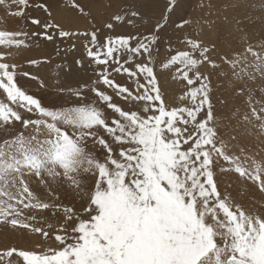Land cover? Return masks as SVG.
<instances>
[{"label": "snow or ice", "instance_id": "6c2138e0", "mask_svg": "<svg viewBox=\"0 0 264 264\" xmlns=\"http://www.w3.org/2000/svg\"><path fill=\"white\" fill-rule=\"evenodd\" d=\"M70 3L88 15L75 0ZM175 4L169 0L167 11ZM28 7L46 16L29 17ZM0 8L38 29L31 34L0 30V131L16 133L0 140V225L24 243L32 242L31 247L0 249V264H264V203L245 207L218 190L217 173L234 172L264 193V160L243 147L239 155L229 154V144L219 135L222 121L212 110L210 81L199 71L204 63L218 67L210 47L189 38L184 40L188 50L161 62L163 71L175 66L172 79L188 86L179 100L191 105L168 107L152 65L163 25L152 34L108 36L98 47L93 31L87 57L96 65L97 79L68 90L69 99L79 104L52 109L19 87V65L7 61L29 46L19 37L51 42L76 33L65 30L50 5L39 0H0ZM114 19L128 23L119 14ZM185 25L203 31L198 20L186 19L177 27ZM137 58L145 62L136 63ZM221 59L229 65L232 82L241 85L235 89L238 95L246 93L255 68L264 76V52L257 56L251 45L230 60ZM113 73L126 75L134 87L116 83ZM109 89L134 102L132 107L114 103ZM246 95L252 97L245 100L250 111L234 112L233 118L243 134L252 129L264 137V100L253 106V93ZM33 179L43 191L31 187ZM56 190L73 192L82 212L75 201L65 205ZM84 214L87 219L81 218Z\"/></svg>", "mask_w": 264, "mask_h": 264}, {"label": "rangeland", "instance_id": "374dc122", "mask_svg": "<svg viewBox=\"0 0 264 264\" xmlns=\"http://www.w3.org/2000/svg\"><path fill=\"white\" fill-rule=\"evenodd\" d=\"M52 1H56L55 3L57 5L51 6V3H49L50 0H39L41 3L50 5V10L52 14L54 13V16L66 10L63 16L64 18L66 16L67 19L61 18L56 19V21L61 23L63 27L65 25V30L74 32L76 35L66 38L56 36L54 41L51 42L46 41L40 36H31V38L19 37L20 39H25L29 46L21 49L14 57H10L7 61L10 64L19 65L16 68L19 87L41 99L43 105L48 108L59 109L61 107H70L73 104H79V101L75 97L69 99L68 90L76 89L84 83H91L97 79L96 73L93 71L96 65L89 64L87 57V48L92 47L89 40L90 34L93 31H96L98 37V47L108 36L139 35L141 33L152 34L155 33L158 24L163 25L158 32V51L153 52L152 65L154 66L166 105L168 107L191 106L186 101L179 100V96L187 90L188 86L184 81L172 79L175 66L168 71H163L160 64L176 51L188 50L184 40L189 38L199 39L202 46L210 47V59L218 65V67L213 69L207 63H204L200 66L199 71L202 74H206L210 81L209 96L212 110L216 120L222 121L220 129H218L219 135L229 144V154H240V149L243 146L238 141H242L239 137L243 138L247 135L243 134L237 127L233 113H246L250 111L245 100H252V97L247 96V92L253 93L255 97V104L253 106H258L260 101L264 100V96L261 95L264 92V80L261 83L258 81V78L264 79V77L260 76L261 74L258 68H255L253 72L249 73L251 82L245 85L246 93L244 95H238L235 89L241 87V85L232 82L234 78L231 77L229 65L221 59L223 56L230 60L233 54L244 52L249 45L253 47L257 56L261 52H264V47H261L264 46V27H247L248 24L244 25L237 17L238 13L229 8L231 5H234L235 8L243 7L237 6L238 3L242 5L238 2L241 0H176V4L173 6L171 12L167 11L170 6L169 0H86L85 2L75 0L76 3L84 6L88 15L80 14L76 9L71 7L70 0ZM249 1L254 2L256 5L258 3L257 7L262 10V17H259V19L261 18L260 20L264 22L263 0H256V2L255 0ZM31 2L35 3V0H31ZM254 3L252 4L255 5ZM11 10H16V7L12 6ZM133 11L139 12L140 16H131V12ZM116 14L124 17V20L128 21V23L117 22L114 19ZM27 15L29 17H44L46 13H43L35 7H28ZM67 15L69 17L76 16L79 19L76 21ZM80 18L83 19L81 22ZM186 19L200 21L203 25V31L201 32L197 28L193 32L188 25H185L183 28L177 27L181 21ZM109 22L114 24L113 29L106 27V24ZM239 24H242L248 32V37H252L253 39L245 41V37L242 34L243 28H239ZM5 29L8 31H26L30 34L38 31L36 26L31 25L30 20L8 15L0 8V30ZM213 45L214 47H212ZM2 50L0 48V51ZM12 51L15 52L16 50L12 49ZM78 60L82 63L77 64ZM29 61H37V63L33 65ZM143 62H145V58L136 59V63ZM255 63L258 64V60ZM126 66L133 67L132 64ZM22 73H29V76H24ZM113 78L118 84H123L130 89L134 87L133 82L126 75L113 73ZM141 83H143V78H141ZM197 85H193L192 87ZM100 87L103 88L102 85ZM108 92L110 95H113L114 103L120 105L125 110L132 107L134 102L125 101L115 96L111 89ZM88 98L92 102H95L92 93H88ZM101 107L103 106L101 105ZM106 111L109 115H112L111 110L106 109ZM203 116L204 113H201L200 118H203ZM258 127L259 125L257 124L256 128L258 129ZM16 129H20L19 124L16 125ZM15 134L14 130L8 133L0 131V140L9 138ZM248 135H250V145H245L243 148L251 157H255L257 161L264 160V140L261 141L260 145L257 139L260 135L256 134L252 129L249 130ZM230 136H235L236 139L230 140ZM96 155L102 156L103 152L97 151ZM220 163L224 164L223 161ZM216 180L218 190L222 194L230 193L237 202L245 207L254 206L257 201L245 197V192L258 193L260 200L256 204L261 205L264 203V198H262L264 197V193L259 191L254 183L242 180L234 172H218ZM94 183L95 179H90L89 186L91 187ZM31 187L37 188L36 179H33ZM39 191H43V189H39ZM56 192L65 205L72 206L75 201L77 212H82V204L73 192L60 190H56ZM44 215L48 217L49 213H44ZM81 218L87 219L88 217L84 214ZM48 222L53 223L54 227L58 226L55 220L49 219ZM1 229H5V231L1 232ZM0 230V249L13 246L10 238L8 240L4 238L5 232L7 231L6 228L0 225ZM19 243L23 244L21 247L32 246L31 241L24 243L21 240ZM53 246L55 245L53 244Z\"/></svg>", "mask_w": 264, "mask_h": 264}, {"label": "bare ground", "instance_id": "6f19581e", "mask_svg": "<svg viewBox=\"0 0 264 264\" xmlns=\"http://www.w3.org/2000/svg\"><path fill=\"white\" fill-rule=\"evenodd\" d=\"M81 1H86V0H81ZM89 1V0H88ZM56 1H52V0H50V2L49 3H51V6H54V5H57V3H55ZM238 2H240L242 5H240L239 3H238V7L239 6H243V7H245V8H243V7H240V8H235V6L234 5H231L229 8H231L233 11H236V13H238V15H237V17L241 20V22L242 23H244V25H247L248 24V26L247 27H253V28H259V27H264V22L263 21H261L260 19H259V17H262L261 16V12H262V10L261 9H259L258 7H257V5H258V3H257V5L254 3V2H252V1H249V0H241V1H238ZM255 2H256V0H255ZM263 2H264V0H263ZM80 3H83V2H80ZM252 3H254L255 5H253ZM84 4V3H83ZM90 4V3H89ZM237 4V3H236ZM260 4V3H259ZM84 5H86V4H84ZM227 5V4H226ZM228 6V5H227ZM263 9H264V7H263ZM259 10H260V12H259ZM60 12V11H59ZM66 12V10L65 11H63V12H60L59 14H57V16H55L56 17V19H63L64 18V13ZM259 13H260V15H259ZM54 14V13H53ZM72 15V14H71ZM259 15V16H258ZM68 16V15H67ZM69 17V16H68ZM65 18H66V16H65ZM64 18V19H65ZM69 18H73L74 20H76V21H78V17H76V16H71V17H69ZM67 19V18H66ZM81 20H83V19H81L80 18V22H81ZM64 22H65V20H64ZM75 22V21H74ZM77 23V22H76ZM79 23V22H78ZM104 24V23H103ZM67 25V24H66ZM70 25H72V24H70ZM82 25V24H81ZM252 25V26H251ZM74 26V25H73ZM64 27H65V25H64ZM84 27V26H83ZM82 27V28H83ZM239 28H243V32H242V34L244 35V37H245V41H249V40H251V39H253L252 37H248V32L244 29V27L242 26V24H239V26H238ZM66 28V27H65ZM75 28V27H74ZM73 28V29H74ZM81 28V27H80ZM264 36V35H263ZM248 37V38H247ZM260 37H262V36H260ZM224 40V39H223ZM82 43V42H81ZM80 43V44H81ZM227 45V44H226ZM80 48V47H79ZM81 49V48H80ZM261 74V73H260ZM261 77H262V75H260ZM251 77V76H250ZM264 77V76H263ZM262 80H264V79H259L258 78V81L261 83L262 82ZM236 87V86H235ZM239 134H240V132H239ZM241 136V135H240ZM239 137V136H238ZM242 141H240V140H238L239 141V143L243 146V147H245V145H250V135H248L247 134V136H244L243 138L242 137H239ZM257 139H258V143L261 145V141H263L264 140V137H261V136H258L257 137ZM89 182H90V180H89ZM91 185V184H90ZM234 187H236L235 185H234ZM34 190H37V191H39V189L38 188H33ZM230 194V193H229ZM231 195V194H230ZM232 197H233V195H231ZM244 196L245 197H247L248 199H251L252 198V200H257L256 201V203H259V200H260V196H259V194L258 193H256V194H254V193H247V192H245L244 193ZM255 197V198H254ZM262 198H264V197H262ZM244 199V198H243ZM254 204V206L256 205V207H260V205H257V204ZM249 204V203H248ZM56 222V221H55ZM2 230V229H1ZM0 230V231H1ZM7 230V229H6ZM3 231H5V229L4 230H2L1 232H3ZM8 231V230H7ZM5 232V235H4V238L6 239V240H8V238H10V241L12 242V245H14V246H16V247H21V246H23V244L22 243H19L21 240H20V238L17 236V235H14L13 233H11L10 231H8V232ZM16 238V239H15ZM5 241V240H4ZM6 242V241H5Z\"/></svg>", "mask_w": 264, "mask_h": 264}]
</instances>
